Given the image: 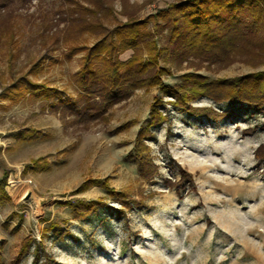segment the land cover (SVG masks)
<instances>
[{"label": "rangeland", "instance_id": "374dc122", "mask_svg": "<svg viewBox=\"0 0 264 264\" xmlns=\"http://www.w3.org/2000/svg\"><path fill=\"white\" fill-rule=\"evenodd\" d=\"M178 1L186 0H103L112 8L102 12L106 29L86 38L94 43L117 21L144 20ZM75 2L98 0H0V93L21 77L47 86L17 103L0 99V164L9 173V196L0 200L1 263L13 264L30 238L20 264H264V112L200 97L190 104L219 116L190 115L153 87L115 105L108 122L82 120L77 109L94 98L72 79L82 54L66 59L63 44ZM241 17L245 47L260 49L264 24L256 31L249 12ZM157 43L164 49L158 66L171 71L165 85L188 73L213 81L264 72V58L252 62L249 54L180 51L167 31ZM159 97L164 120L153 123ZM24 129L34 138L19 137ZM140 132L150 135L142 153L145 174L147 163L156 166L150 179L137 157L127 158ZM95 180L107 186L88 183ZM90 203L99 206L75 218L73 207Z\"/></svg>", "mask_w": 264, "mask_h": 264}, {"label": "trees", "instance_id": "16d2710c", "mask_svg": "<svg viewBox=\"0 0 264 264\" xmlns=\"http://www.w3.org/2000/svg\"><path fill=\"white\" fill-rule=\"evenodd\" d=\"M101 1L103 0H98L97 5L92 7L75 2L76 6L69 10L72 17L67 29L70 32L63 39L66 59L71 60L82 54L79 58L81 66L72 75L74 83L89 101L94 98V101L87 103L83 110L77 109L82 120L108 122L109 111L115 105L130 98L137 89L149 90L153 87H159L163 96L174 98L173 102L179 110L190 115H206L209 118L219 116L212 109L195 108L190 104L192 100L200 97H209L216 102L226 101L229 104L246 105L250 110L264 112V72L233 80L213 81H209L202 75L188 73L182 76L183 81L180 84L165 85L162 76L170 74L171 71L166 67L158 66L164 49L157 43L158 36L167 31L168 43L171 46H178L180 51L187 50V52L202 55L207 51L216 50L219 54L229 56L245 53L252 55V62L257 61L264 58V41H261L260 49L256 51L254 48L245 47L241 16L249 12L252 18L251 28L259 31L264 24L263 0L172 2L167 7L148 15L144 20L132 18H128L127 21L119 20L112 30L97 38L94 43H90V37L96 34L100 36V33L106 29L101 19L102 12H112L111 7L103 8ZM150 24L152 28H148ZM5 34H10L9 39L13 45L15 43L13 29ZM128 50L133 51L131 57L126 61L121 60L120 54ZM15 58L16 56L13 55L11 61L13 62ZM40 64L36 65L40 66ZM46 89L45 84L21 77L0 93V99H10L17 103L27 95L38 94ZM163 99V97L156 98L151 105L153 123H161L164 120L158 109L163 104ZM78 107V105L74 106V108ZM131 124L133 122H128L126 126ZM30 133L31 130L24 129L18 135L24 140L33 139L34 136ZM147 136H150L147 132L139 133L134 151L127 158L137 157L140 162L139 171L144 177L150 179L156 166L153 163H147L151 172L148 173L149 175L144 173L146 160L142 157V153L148 148L143 140ZM256 156L262 159L259 153ZM42 161V159L35 160L33 168L39 169ZM8 178L9 173L5 172L0 181V192H5ZM88 183H102L107 186V181L95 180ZM84 186L82 185L81 188ZM98 206L99 203L74 206L75 218H86ZM31 241L30 238L23 240L13 264H20L29 251ZM39 258L40 254L35 252L33 261L36 263ZM0 264H2L1 261Z\"/></svg>", "mask_w": 264, "mask_h": 264}, {"label": "crops", "instance_id": "0c3cea01", "mask_svg": "<svg viewBox=\"0 0 264 264\" xmlns=\"http://www.w3.org/2000/svg\"><path fill=\"white\" fill-rule=\"evenodd\" d=\"M4 174V172H3V168H2V166H1V164H0V179H1V177H2V175ZM8 185L5 187V192H0V200H2L5 196H9V194H8Z\"/></svg>", "mask_w": 264, "mask_h": 264}]
</instances>
